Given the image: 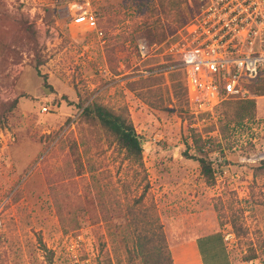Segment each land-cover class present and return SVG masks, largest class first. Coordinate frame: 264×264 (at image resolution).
Listing matches in <instances>:
<instances>
[{
    "label": "rangeland",
    "instance_id": "1",
    "mask_svg": "<svg viewBox=\"0 0 264 264\" xmlns=\"http://www.w3.org/2000/svg\"><path fill=\"white\" fill-rule=\"evenodd\" d=\"M195 12L191 0H0L1 112L13 107L0 126V264H147L155 213L168 246L197 239L205 264H264V74L241 99L256 100L252 117L235 120L237 100L192 114L165 48ZM92 103L127 112L149 145L144 168L88 124ZM197 135L212 185L191 158Z\"/></svg>",
    "mask_w": 264,
    "mask_h": 264
},
{
    "label": "built area",
    "instance_id": "2",
    "mask_svg": "<svg viewBox=\"0 0 264 264\" xmlns=\"http://www.w3.org/2000/svg\"><path fill=\"white\" fill-rule=\"evenodd\" d=\"M197 2L193 18L169 37L165 48L166 54L178 57L196 116L213 113L229 98L246 99V85L264 74V0ZM90 21L96 28L95 19Z\"/></svg>",
    "mask_w": 264,
    "mask_h": 264
},
{
    "label": "trees",
    "instance_id": "3",
    "mask_svg": "<svg viewBox=\"0 0 264 264\" xmlns=\"http://www.w3.org/2000/svg\"><path fill=\"white\" fill-rule=\"evenodd\" d=\"M191 1L197 9V0ZM191 17L193 16L191 15ZM183 18V26L190 19H192L186 17L184 13ZM259 78L260 77L254 81L261 80ZM176 92L178 93L177 86ZM185 92L188 101L186 88ZM256 93L257 96H264V85L257 87ZM230 100H237L234 111L235 120L243 121L254 115L257 107V102L255 99L241 100L229 98L225 101L228 102ZM12 109L13 107H9L7 111L1 112L0 106V126H5L7 122L6 112H10ZM84 116L89 125L99 126L104 131L106 138L111 144H115L120 149L124 150L129 159L135 161L138 167L144 168L143 149L141 147L140 136L137 134L126 111H114L105 105L92 103L84 110ZM193 147L195 153L191 158H195L198 161L201 168V173L206 179V182L210 185L214 184V169L208 158V151H205L206 141H204L200 135L194 136ZM185 156H189L188 153H185ZM143 198H145V195H143ZM58 210L61 213V209L59 207ZM144 216L146 218H143V221L146 223V225H153L154 228L153 231L143 236L144 241L140 245V247H142V249L144 248L145 250V258L148 259L151 257L147 264H175L171 248L168 246L165 232L159 221L158 215L155 213L152 215L145 214ZM60 221L64 223L66 219L64 217H60ZM234 226L236 227L238 235H241L235 220ZM146 248L150 249L146 250ZM146 251L149 252L147 253ZM142 254H144L143 251ZM255 257L256 256L254 254L251 259H254Z\"/></svg>",
    "mask_w": 264,
    "mask_h": 264
},
{
    "label": "crops",
    "instance_id": "4",
    "mask_svg": "<svg viewBox=\"0 0 264 264\" xmlns=\"http://www.w3.org/2000/svg\"><path fill=\"white\" fill-rule=\"evenodd\" d=\"M170 248L175 264H205L197 239H190ZM214 264L219 263L216 261Z\"/></svg>",
    "mask_w": 264,
    "mask_h": 264
},
{
    "label": "water",
    "instance_id": "5",
    "mask_svg": "<svg viewBox=\"0 0 264 264\" xmlns=\"http://www.w3.org/2000/svg\"><path fill=\"white\" fill-rule=\"evenodd\" d=\"M141 147L143 150H147L149 148V145L141 142Z\"/></svg>",
    "mask_w": 264,
    "mask_h": 264
}]
</instances>
